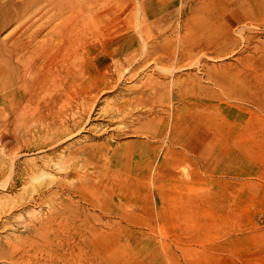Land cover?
<instances>
[{
  "label": "rangeland",
  "instance_id": "374dc122",
  "mask_svg": "<svg viewBox=\"0 0 264 264\" xmlns=\"http://www.w3.org/2000/svg\"><path fill=\"white\" fill-rule=\"evenodd\" d=\"M9 1L61 74L0 103V264H264V0Z\"/></svg>",
  "mask_w": 264,
  "mask_h": 264
},
{
  "label": "bare ground",
  "instance_id": "6f19581e",
  "mask_svg": "<svg viewBox=\"0 0 264 264\" xmlns=\"http://www.w3.org/2000/svg\"><path fill=\"white\" fill-rule=\"evenodd\" d=\"M31 1L34 2L49 1L51 5H54L58 2L60 3V1L57 0H31ZM9 6L11 7L10 22H13L14 20H18V19L22 20V15L20 12V7H21L20 4L15 2L14 0H10ZM4 7L5 5L2 6L3 9ZM25 25L26 24H23L22 30H20L21 27L18 28V30L16 29L15 31L10 33L7 39L5 38L0 43L2 44L0 45V52L5 53L8 59L7 64L0 65V103L8 104L11 106L17 105L16 109L14 110L15 119L17 118L23 119L28 114L27 110L25 109V106L22 105V103L26 102L27 100H31L35 97L40 100H42V98H45L43 97L44 95L43 96L41 95L43 94L41 93L42 91L41 89L43 88L44 84L53 81L55 82L54 85H56L58 76L61 74V71L57 72L53 69H50L49 72L48 71L45 72L42 70L43 74L37 72L33 74L32 77L27 76L25 72V67L22 66V64H20V60L21 57H23L27 52H30L32 49H34L35 45L33 42H30L28 40L25 42H21V37L25 35L27 28H29V26H25ZM3 26L4 25H0V32L3 29ZM11 36H14V39L17 40V42L13 45L12 44L8 45V41ZM73 39H74L73 35L68 36L69 41ZM62 69L63 72L66 74V76H71L72 68L70 66H65ZM30 81L32 88L29 85ZM55 90L57 91H55V93H53L52 96L48 97L45 100L44 105L47 107V109H52L62 98L63 91L58 90V88H55ZM48 94H50V92H48ZM46 112L48 113V111ZM11 123H13V121H9V124ZM4 130L6 134H9V130H10L9 126L5 127ZM12 133H14V131ZM13 184L15 185V182Z\"/></svg>",
  "mask_w": 264,
  "mask_h": 264
}]
</instances>
